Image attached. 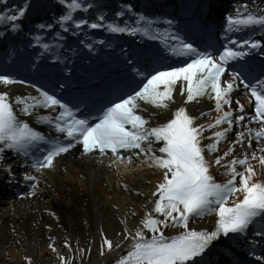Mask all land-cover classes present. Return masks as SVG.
I'll return each instance as SVG.
<instances>
[{"label":"snow or ice","instance_id":"1","mask_svg":"<svg viewBox=\"0 0 264 264\" xmlns=\"http://www.w3.org/2000/svg\"><path fill=\"white\" fill-rule=\"evenodd\" d=\"M26 7L30 5L13 9L14 14L11 16L0 13V21H16L18 17L25 14ZM86 7L87 5L80 3L79 0H70L69 13L59 17L60 26L63 28L64 22L72 21L71 10ZM138 16L136 27L127 25L121 27L115 23H109L107 26L113 32L149 34L152 21L143 14H138ZM100 19L103 20L104 17L101 16ZM227 20L229 28L257 25L264 27V12H249L244 15L238 12L235 15H228ZM141 21L144 23L141 24ZM74 23L79 26L86 24L87 21L75 19ZM102 26L96 23L91 24V27ZM11 27L16 30L19 25L12 23ZM174 38L179 41V37ZM238 43L245 46L244 51H239L235 47H224L218 56L210 51H200L191 43L180 42L178 48L172 46L170 51L188 56V62L180 67L154 70L146 75V82L142 87L123 97H118L115 102H109V106L103 108L94 120L75 115L77 111L75 108L43 88L38 89V97H16L17 103L23 104L20 110L24 113L31 112L35 106L45 108L59 106L58 116L38 114L37 119L53 125L68 137L67 140H58L54 137L49 139L42 132L31 127L26 120L18 117L13 104L9 102L8 93L0 92V160H3L5 149L29 156L33 147H38L37 142L40 141H46L49 147L46 154L42 155V159H34L32 167L36 169L51 167L53 158L71 149L74 143L82 142L85 152L92 149H99L101 152L111 149L116 153L118 149H139L140 152L145 153L146 158H150L164 172L153 193L154 196L157 193L159 195L153 201L151 212H145L140 221L142 227H137L134 235L129 233L132 238L130 250L115 264H197L193 258L203 253L209 244L221 234L227 236L230 232H244L255 217H264V181H252L251 177L255 175V172L251 165L245 170L247 175L245 172L237 173L235 168L236 164H245L250 158L248 155L241 159L233 157L228 162L231 165L228 168L231 178L227 181L218 182L209 172L210 165L204 158V150L215 151L218 142L229 129L222 128L212 132L211 135L215 137L212 143L207 145L200 143L203 139L201 133L205 127L213 128L226 121L230 128L234 119L239 122L244 117L237 115L233 119L231 110H226L207 125H194L193 121L196 117L189 115L185 107L180 106L174 110L171 119L149 127L146 117L141 115L137 109L141 100L151 101L157 107L167 108V101L172 98L173 85L182 77L183 82L179 86V91L181 93L186 91L187 100H192L194 95H203L205 90L210 89L215 93L216 109L219 112L222 102L230 103L227 94L233 87L239 86L237 81L243 83L247 80V83H244L245 90L251 93L255 102V114L251 115L250 119L260 122L258 128L246 129L249 133L248 142L251 143L253 133L257 140H261L264 138V76L260 79L248 80L246 76L242 77L240 72L231 70L228 63L230 60L244 56L249 45L252 48L261 46V41L249 39L239 40ZM43 47L48 48L49 45L45 43ZM88 47L92 45L89 44ZM226 70L231 74L222 81V75H227ZM0 81L6 84L14 82L13 78L8 75H0ZM159 85H164V87L161 89ZM237 104L243 109V104L239 101ZM236 136L240 140L244 139L243 132H236ZM153 140L162 142L159 147L160 155L152 152L151 157H148L147 153L153 148L151 142ZM145 141L148 143H143ZM260 150L264 151V147ZM224 155H228V152ZM257 155L258 153L254 151L251 157L255 158ZM220 160V156L215 158L216 163ZM259 161L264 163V155H259ZM7 168L10 172L11 166ZM237 176H239L238 184L235 183ZM26 178L36 179L33 176ZM238 190L243 193L242 199H237L229 205L227 203L229 197L236 194ZM210 212H215L218 216L213 230L197 231L195 228H188L190 214L203 216ZM158 214H162L163 218L161 219ZM176 225H182L184 230L171 236H166L161 227ZM145 229L149 230L151 235H147ZM105 243L109 248L112 247V242L107 238H105Z\"/></svg>","mask_w":264,"mask_h":264},{"label":"bare ground","instance_id":"2","mask_svg":"<svg viewBox=\"0 0 264 264\" xmlns=\"http://www.w3.org/2000/svg\"><path fill=\"white\" fill-rule=\"evenodd\" d=\"M17 88L20 87L0 84V90L10 94L15 92L8 90ZM169 102L185 103L186 93L178 87ZM190 107L198 108L195 104ZM207 108L208 104L201 105L198 115ZM213 140L209 137L206 145ZM235 141L229 138L212 154L213 170H228L224 162L238 154L237 159L245 156L240 155L244 150L234 147ZM231 148L234 150L225 156ZM217 156L221 157L219 163L215 162ZM254 161L247 164L255 172L252 180L264 176V163ZM54 166L39 178L31 197L0 204V264H115L130 250L129 233L134 235L135 229L142 227L140 221L145 212H151V194L161 181L163 170L149 162L114 165L76 155L57 160ZM244 167L235 165L236 169ZM221 177L226 179L229 175ZM211 223L209 218L190 221L192 227ZM161 227L165 235L177 231L175 226ZM145 232L151 235L149 230ZM105 238L112 242L111 248Z\"/></svg>","mask_w":264,"mask_h":264}]
</instances>
